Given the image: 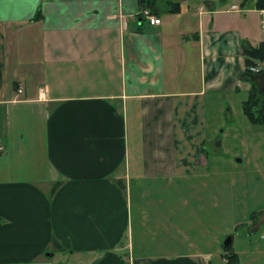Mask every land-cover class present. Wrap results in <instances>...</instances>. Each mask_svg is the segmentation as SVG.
I'll use <instances>...</instances> for the list:
<instances>
[{
    "label": "crops",
    "instance_id": "0c3cea01",
    "mask_svg": "<svg viewBox=\"0 0 264 264\" xmlns=\"http://www.w3.org/2000/svg\"><path fill=\"white\" fill-rule=\"evenodd\" d=\"M175 1L0 0V264H214L188 210L147 235L145 182L192 190L209 173L226 98L251 89L243 43L264 40L262 14ZM249 252L264 264V244Z\"/></svg>",
    "mask_w": 264,
    "mask_h": 264
},
{
    "label": "rangeland",
    "instance_id": "374dc122",
    "mask_svg": "<svg viewBox=\"0 0 264 264\" xmlns=\"http://www.w3.org/2000/svg\"><path fill=\"white\" fill-rule=\"evenodd\" d=\"M214 1L218 6L228 8L239 0H225V5L222 0ZM182 2L186 7L189 4L192 11L197 9L199 3H205L204 0ZM247 96L248 93H241L226 98L230 103L226 107L225 118L220 115L215 122L221 143L217 145L215 130H211V138L205 145L206 155L209 156V173L194 176L192 190L183 184L182 179L172 184L151 180L145 182L143 207L147 235L153 236L154 228L157 232L159 228L162 233L165 232L163 225L159 227L154 223V217L157 216L161 222L176 217L183 226L180 219L184 217L176 216L174 212L188 210V218L195 220L192 221L193 239L195 243H201L204 255L210 254L209 257L214 258V264H218L217 259L220 264H229L219 256L220 251H224L222 244L228 236L232 237L233 250L239 252L240 264H252L249 251L256 244H264V224L261 229L251 233L249 225V214L256 211L261 212L259 220L264 221V127L252 124L245 115L243 101ZM230 106L231 110L228 111ZM154 202L163 207H153ZM173 202H187L189 206L178 204L176 208L168 209ZM138 224L140 221L134 214L135 238ZM178 231V226L172 228L173 234ZM52 262L63 264V257L57 252Z\"/></svg>",
    "mask_w": 264,
    "mask_h": 264
},
{
    "label": "trees",
    "instance_id": "16d2710c",
    "mask_svg": "<svg viewBox=\"0 0 264 264\" xmlns=\"http://www.w3.org/2000/svg\"><path fill=\"white\" fill-rule=\"evenodd\" d=\"M166 1L171 6L172 11H177L179 9V1ZM255 5L257 9L264 8V0H257ZM243 53L245 56L246 64L244 75H247L252 81L248 97L243 102V111L252 124L264 127V67L257 73L250 70V67L256 65L258 62L264 63V40L260 41L257 45H252L244 41ZM257 78L258 80H256ZM55 189L56 188H54L53 191H55ZM260 214L261 212H253L251 214V219H257ZM55 244L60 247L57 242H55ZM223 248L225 250V257L227 258L228 262L230 264L237 263L239 257L237 253L233 251V243L231 242L226 247L223 244Z\"/></svg>",
    "mask_w": 264,
    "mask_h": 264
},
{
    "label": "built area",
    "instance_id": "2783aa9c",
    "mask_svg": "<svg viewBox=\"0 0 264 264\" xmlns=\"http://www.w3.org/2000/svg\"><path fill=\"white\" fill-rule=\"evenodd\" d=\"M256 1H257V0H256ZM242 9H243V8H242L241 6L234 4V5L232 6V9H231V10L242 11ZM259 10H260V12H261V14H262V18H261V26H262V28L264 29V8H261V9H259ZM141 13H142V17L146 18V19L149 21V23H150L151 25H157V24H160V23H161V19H160L158 16H156L155 14H153V13L151 12L150 9L146 8V9H144ZM263 67H264V63H262V62H258L256 65L251 66V67H250V70H251L252 72L257 73V72H259ZM22 91H23V88H19V89H18V93H20V92H22ZM1 149H2V146H1V144H0V150H1Z\"/></svg>",
    "mask_w": 264,
    "mask_h": 264
},
{
    "label": "water",
    "instance_id": "95a60500",
    "mask_svg": "<svg viewBox=\"0 0 264 264\" xmlns=\"http://www.w3.org/2000/svg\"><path fill=\"white\" fill-rule=\"evenodd\" d=\"M231 241H232V237H231V236H228V237L225 239V241H224V245H225V247L228 246V245L231 243Z\"/></svg>",
    "mask_w": 264,
    "mask_h": 264
}]
</instances>
